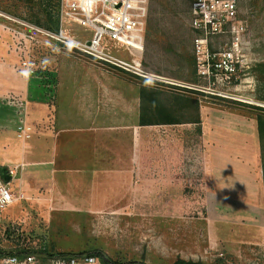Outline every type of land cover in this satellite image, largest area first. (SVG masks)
Here are the masks:
<instances>
[{
  "label": "rangeland",
  "instance_id": "rangeland-1",
  "mask_svg": "<svg viewBox=\"0 0 264 264\" xmlns=\"http://www.w3.org/2000/svg\"><path fill=\"white\" fill-rule=\"evenodd\" d=\"M192 1L149 0L142 52L131 50L134 56H130L111 47V42L105 46L122 61L138 59L145 75L143 84L157 89L159 95L166 97L165 92L176 90L204 92L199 94L207 118L215 113L222 123L218 125L220 140L211 138L213 125H207L205 140H199L204 168L191 167L189 185L182 192L175 188L171 203L143 193L138 208L55 212L49 225L33 204L20 199L8 207L16 214L14 221L4 219L6 209L0 210V259L15 251L18 255L46 251L49 259L56 254L100 252L120 264H174L179 259L201 264H264V182L258 132L259 125H264V0H237V23L244 31L238 35L234 72L228 75L222 68L210 78L202 76L196 59ZM72 3L0 0V113L7 120L3 126L16 129V139L9 138V144L22 145L25 140L19 128L45 118L47 110L37 107L55 98L56 75L84 73L69 55L124 72L80 50L95 31L81 24L83 19L77 22ZM60 33L64 38L51 37ZM235 37L227 33L211 38L209 50L222 59V54L232 50ZM24 61L36 63L34 74L22 73ZM3 128L8 134L15 131ZM2 141L0 166L9 163L4 159L11 151ZM192 144L191 140L194 156ZM213 156L216 166L222 167L217 177L211 175ZM43 209L50 211L45 205Z\"/></svg>",
  "mask_w": 264,
  "mask_h": 264
},
{
  "label": "crops",
  "instance_id": "crops-1",
  "mask_svg": "<svg viewBox=\"0 0 264 264\" xmlns=\"http://www.w3.org/2000/svg\"><path fill=\"white\" fill-rule=\"evenodd\" d=\"M69 56L84 73L56 75L55 98L37 107L47 110L45 118L25 124L32 129L29 140L9 144L15 125L3 126L7 120L0 113V139L11 150L4 159L9 163L0 166L12 176L8 188L33 204L48 225L55 212L138 208L143 193L171 203L175 188L182 192L189 185L191 167L205 166L198 146L207 125H213L214 142L221 137L217 115L207 118L204 92L176 90L165 97L142 77ZM9 126L12 134L3 130ZM210 164L211 175L220 176L215 156ZM9 208L4 219L14 221Z\"/></svg>",
  "mask_w": 264,
  "mask_h": 264
},
{
  "label": "built area",
  "instance_id": "built-area-1",
  "mask_svg": "<svg viewBox=\"0 0 264 264\" xmlns=\"http://www.w3.org/2000/svg\"><path fill=\"white\" fill-rule=\"evenodd\" d=\"M149 0H74L71 5L73 15L77 22H81L91 30L95 31L93 39L80 49L87 55L94 57L104 65H110L124 72L139 77H145L141 70L140 61L133 59L132 62L122 61L115 58L106 48V43L111 42L114 48L129 52H142L143 34L146 28ZM193 17L192 28L197 33L194 40L197 63L200 66L202 76L209 78L215 71L224 68L228 75L234 72L233 65L236 62V52L239 48V34L244 31L242 24L237 23L238 4L237 0H193L191 4ZM232 33L236 35L232 50L220 54L209 50L211 38ZM58 39L62 34H51ZM109 46V45H107ZM36 63L24 61L22 73L24 75L35 73ZM20 137L27 140L31 137V127L24 125L20 127ZM23 199L15 196L8 185L0 179V210L13 205ZM0 264H44L43 260L35 254H20L4 256ZM46 264H101L94 256H55L50 258Z\"/></svg>",
  "mask_w": 264,
  "mask_h": 264
},
{
  "label": "trees",
  "instance_id": "trees-1",
  "mask_svg": "<svg viewBox=\"0 0 264 264\" xmlns=\"http://www.w3.org/2000/svg\"><path fill=\"white\" fill-rule=\"evenodd\" d=\"M58 26L54 29L55 32H58ZM144 122V121H143ZM259 141H260V152H261V161H262V173H263V182H264V125L262 123V125H259ZM20 252L15 251L12 252L11 255H18ZM35 254V255H39L41 257L44 258V260H49V256L46 253V251H36V252H31V253H23V254ZM65 256L64 254H56V255H50V258L55 257V256ZM83 255H87V256H94L96 258H98L100 260L101 264H120L118 262H113L112 260L108 259V257L106 255H104L103 253H91V254H83ZM68 256H73V255H68ZM82 256V255H80ZM133 264H137V263H133ZM143 264V263H141ZM174 264H201V263H194V262H189V261H185L182 259L177 260Z\"/></svg>",
  "mask_w": 264,
  "mask_h": 264
},
{
  "label": "water",
  "instance_id": "water-1",
  "mask_svg": "<svg viewBox=\"0 0 264 264\" xmlns=\"http://www.w3.org/2000/svg\"><path fill=\"white\" fill-rule=\"evenodd\" d=\"M0 179L5 183L9 184L12 180V176L7 167H0Z\"/></svg>",
  "mask_w": 264,
  "mask_h": 264
},
{
  "label": "bare ground",
  "instance_id": "bare-ground-1",
  "mask_svg": "<svg viewBox=\"0 0 264 264\" xmlns=\"http://www.w3.org/2000/svg\"><path fill=\"white\" fill-rule=\"evenodd\" d=\"M87 2H89V0H86Z\"/></svg>",
  "mask_w": 264,
  "mask_h": 264
}]
</instances>
